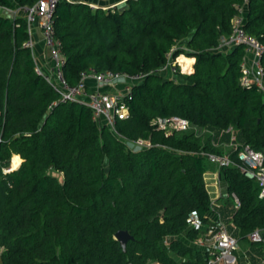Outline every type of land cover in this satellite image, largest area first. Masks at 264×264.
<instances>
[{"label":"trees","instance_id":"obj_1","mask_svg":"<svg viewBox=\"0 0 264 264\" xmlns=\"http://www.w3.org/2000/svg\"><path fill=\"white\" fill-rule=\"evenodd\" d=\"M37 1L0 0V7ZM242 5L247 32L264 41V0H127L108 10L59 2L55 29L69 83L90 68L148 73L133 87L119 135L85 104L60 99L36 71L24 16L0 13V264L207 262L209 254L185 240L202 234L192 213L208 222L211 207L201 153L216 149L213 134L197 128L233 126L241 144L264 154V92L240 81L243 46L219 49ZM183 39L196 58L193 73L167 79L158 70L185 53L177 47ZM170 115L193 128L166 133L151 123ZM138 138L152 145L127 146ZM15 154L21 164L5 171ZM229 155L238 161V149ZM221 173L238 196L233 220L247 239L264 229V197L238 167ZM118 230L133 236L126 250Z\"/></svg>","mask_w":264,"mask_h":264},{"label":"built area","instance_id":"obj_2","mask_svg":"<svg viewBox=\"0 0 264 264\" xmlns=\"http://www.w3.org/2000/svg\"><path fill=\"white\" fill-rule=\"evenodd\" d=\"M85 2L92 9L98 8L95 2L84 0H38L32 5L19 6L24 8V18L27 22L29 38L25 45L34 53L33 32L38 28L52 61L49 70H45L36 62V71L43 75L45 79L59 92L62 101H77L85 104L92 112L93 119L99 126L106 125L119 135L116 125L119 120L127 119L131 115L130 100L133 96L135 84L142 83L148 73H128L122 71H100L90 68L83 71L77 84H71L63 72L64 55L62 53V41L56 36L55 14L59 2ZM105 2L109 0H96ZM248 0H245L247 2ZM115 4H109L103 8H113ZM6 12H13L15 9L2 6ZM239 13L232 20V32L222 37L219 49L228 50L237 46H243L245 55L243 56L240 81L243 85L255 84L264 92V41L247 32L245 28V6H239ZM176 62L171 60L164 65L158 73L175 70ZM54 103L50 105L52 107ZM151 123L158 129L166 133L173 131H185L193 128L191 121L180 115H170L167 117L158 116L152 119ZM196 128V127H195ZM228 131L232 132L235 140V128L229 126ZM134 145L138 148L151 146L148 139L138 138ZM238 149V161L230 155L215 152H202L209 162L222 166H236L243 172H250L254 175L255 181L260 188V196L264 197V154L256 150L250 144H240ZM8 171V168L4 169ZM232 195L239 205L238 196ZM191 224L202 231L207 230L211 245H209V257L205 264H237L238 239L231 235L225 225L221 222L208 224L204 222L196 213L191 215ZM200 243L205 244L202 236H199ZM247 238L253 243L264 244V229H254L248 233Z\"/></svg>","mask_w":264,"mask_h":264},{"label":"crops","instance_id":"obj_3","mask_svg":"<svg viewBox=\"0 0 264 264\" xmlns=\"http://www.w3.org/2000/svg\"><path fill=\"white\" fill-rule=\"evenodd\" d=\"M84 1H92V0H84ZM95 2V0H93ZM109 1H105L102 3H108ZM18 7L17 5L15 8V11L13 12H6L2 7L1 10L6 12V14L15 16V13L18 12ZM23 15V14H22ZM33 38H34V57L35 60L38 64H40L45 70H49L50 66L52 64V61L49 57V53L47 51V48L45 46V43L43 41L41 32L38 28H35V31L33 32ZM193 60V59H192ZM194 62L192 63V65ZM193 66H191L192 68ZM200 134L202 133H212L213 134V146L215 147L216 151H213L215 153H223L229 155L231 151L235 150L242 142L238 136V131L235 129V140H233L232 132L228 131L227 129H209V128H204L200 127L199 129L197 128ZM18 157L19 161L15 164L20 165L22 162V158L19 154H15L12 157V161L14 157ZM19 167V166H18ZM10 170L15 169V167L12 166V168H8ZM204 178L206 182V187L208 190V193L211 198V207L208 212V224H212L214 222H221L225 225L227 231L235 236L238 241V248L236 250V253L238 255V263L237 264H250L249 259H248V251L243 250L240 248V244L242 243L243 240L247 241L248 243L251 244H257L261 245L264 247L263 243H253L250 242L247 239H240L239 237V229L234 223V214L237 209V203L232 195V192H229L228 190V184L227 181L223 178L222 173H221V167H219L217 164L209 162L208 161V168L206 169L204 173ZM205 241V244L202 245L200 243V239L196 238L194 240H189L185 239L186 242L197 249L201 250L203 254H208L209 252V245H211V240L209 239V233L207 230L202 231V234L200 235ZM242 250V253H240ZM262 261L264 263V253H263V258ZM155 264H161L158 262H155Z\"/></svg>","mask_w":264,"mask_h":264},{"label":"rangeland","instance_id":"obj_4","mask_svg":"<svg viewBox=\"0 0 264 264\" xmlns=\"http://www.w3.org/2000/svg\"><path fill=\"white\" fill-rule=\"evenodd\" d=\"M88 2H94V1L92 0V1H88ZM95 3L99 5L98 8H102L104 10L112 9V8H103L104 6H106V5L109 6V4H112V3L115 4V6H113V9L114 8H119L120 9V8L124 7L127 4V0H109V2L105 3V4L102 3V2L99 3V2H97L95 0ZM94 9H97V8H94ZM0 13H6V12L2 11L1 8H0ZM17 14H24V8H20L18 10V12L15 13V15H17ZM177 47L178 48H184V50H186V51H185V53L179 54L173 60L170 57V60L173 63L176 62V65L174 67L175 70L172 69L170 71H164V72H162L160 74L163 77L167 78V79L172 78V79H176L178 81H182V80H184V75H187V74L189 75V74L193 73L194 64L191 65V66H193L192 70L184 71L183 68H182L181 60H180L181 56L190 57L191 59H193L192 63L193 62L195 63L194 59H196V58L194 56L189 55L188 52L190 50L186 47V39L181 40L178 43ZM231 50H232V48H229L228 50H225L224 52L231 51ZM244 55H245V53H244ZM192 57H194V58H192ZM101 126H104V125H101ZM127 146L128 147L132 146V148H138L133 143H131V144L127 145ZM220 154H223V153H220ZM16 157H14L13 161L11 160V163H10L9 167H7V168H12V166L16 168L18 166V165L17 166L15 165L19 161V158L18 157L16 158ZM105 169H106V172L109 169L107 161L105 162ZM52 173L57 175L60 180L62 179L61 172H59L57 170H54V171H52ZM240 248H242L243 250H247L248 251L247 255H248V259H249L250 264H264L263 261H262L263 253H264V247H262L261 245H257V244H251V243H248L247 241L243 240L242 243L240 244ZM240 251H241L240 253H242V250H240ZM151 264H155V262H152Z\"/></svg>","mask_w":264,"mask_h":264},{"label":"water","instance_id":"obj_5","mask_svg":"<svg viewBox=\"0 0 264 264\" xmlns=\"http://www.w3.org/2000/svg\"><path fill=\"white\" fill-rule=\"evenodd\" d=\"M246 174L254 177V175L250 172H246ZM115 237L120 241L124 250H126L128 240L133 238V236L127 230H118L115 234Z\"/></svg>","mask_w":264,"mask_h":264},{"label":"bare ground","instance_id":"obj_6","mask_svg":"<svg viewBox=\"0 0 264 264\" xmlns=\"http://www.w3.org/2000/svg\"><path fill=\"white\" fill-rule=\"evenodd\" d=\"M181 63H182V68L184 71H189L191 70V65H192V59L187 56H181L180 58ZM17 158V157H16ZM14 160V159H13Z\"/></svg>","mask_w":264,"mask_h":264}]
</instances>
